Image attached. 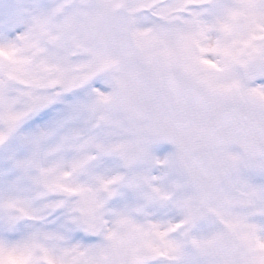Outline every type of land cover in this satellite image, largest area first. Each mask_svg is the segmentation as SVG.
<instances>
[{
	"label": "snow or ice",
	"instance_id": "snow-or-ice-1",
	"mask_svg": "<svg viewBox=\"0 0 264 264\" xmlns=\"http://www.w3.org/2000/svg\"><path fill=\"white\" fill-rule=\"evenodd\" d=\"M0 264H264V0H0Z\"/></svg>",
	"mask_w": 264,
	"mask_h": 264
}]
</instances>
